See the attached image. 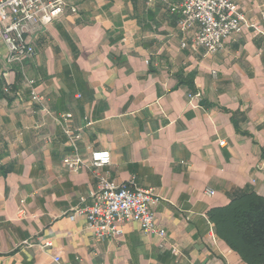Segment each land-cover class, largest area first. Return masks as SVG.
Instances as JSON below:
<instances>
[{"label":"crops","instance_id":"obj_1","mask_svg":"<svg viewBox=\"0 0 264 264\" xmlns=\"http://www.w3.org/2000/svg\"><path fill=\"white\" fill-rule=\"evenodd\" d=\"M232 1L245 24L212 55L180 47L178 0H69L76 13L26 35L21 64L0 41V264H244L208 219L242 193L264 199V0ZM65 128L81 158L110 164L67 171ZM99 177L152 191L165 238L120 223L96 240L70 221Z\"/></svg>","mask_w":264,"mask_h":264},{"label":"built area","instance_id":"obj_2","mask_svg":"<svg viewBox=\"0 0 264 264\" xmlns=\"http://www.w3.org/2000/svg\"><path fill=\"white\" fill-rule=\"evenodd\" d=\"M142 1L150 4L153 0ZM176 6V27L184 36L180 44L183 49L216 54L222 50L225 39L241 32L245 24L242 12L232 0H178ZM66 9L76 13L69 0H0V41L6 49V62L21 64L31 58L34 49L27 43L26 35L56 21ZM22 77L29 88L31 102L45 108L43 97L35 92L34 81L23 73ZM69 118L70 115H66L63 121ZM64 134L72 148V153L62 159L67 171L76 173L87 166L103 168L110 164V153L106 150L90 152L88 161H85L77 153L79 132L65 128ZM208 193L212 195L211 191ZM87 199L89 203L83 205ZM87 199L80 197L79 205L71 208L67 217L70 221L83 217L86 229L96 240L121 236L120 223H135L142 233L165 238L164 230L155 224L154 207L158 197L152 191L115 185L106 177H99L95 190L88 194ZM23 216L24 211L20 209L18 217Z\"/></svg>","mask_w":264,"mask_h":264},{"label":"trees","instance_id":"obj_3","mask_svg":"<svg viewBox=\"0 0 264 264\" xmlns=\"http://www.w3.org/2000/svg\"><path fill=\"white\" fill-rule=\"evenodd\" d=\"M216 236L244 264H264V199L242 193L208 212Z\"/></svg>","mask_w":264,"mask_h":264}]
</instances>
